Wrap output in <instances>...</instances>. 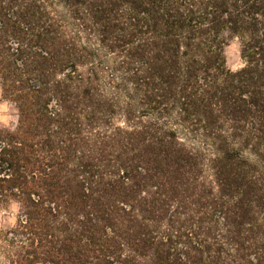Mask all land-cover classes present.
<instances>
[{
    "label": "trees",
    "instance_id": "trees-1",
    "mask_svg": "<svg viewBox=\"0 0 264 264\" xmlns=\"http://www.w3.org/2000/svg\"><path fill=\"white\" fill-rule=\"evenodd\" d=\"M0 98V264H264V0H0Z\"/></svg>",
    "mask_w": 264,
    "mask_h": 264
},
{
    "label": "rangeland",
    "instance_id": "rangeland-1",
    "mask_svg": "<svg viewBox=\"0 0 264 264\" xmlns=\"http://www.w3.org/2000/svg\"><path fill=\"white\" fill-rule=\"evenodd\" d=\"M224 57L227 69L236 71L241 67V60L239 56V42L237 39H233L227 43L224 48ZM16 110L7 102H4L0 98V124L11 129L15 125ZM14 207L6 211L0 212V228H9L14 223L15 217Z\"/></svg>",
    "mask_w": 264,
    "mask_h": 264
}]
</instances>
